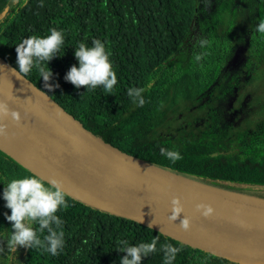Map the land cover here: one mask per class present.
<instances>
[{"label": "trees", "instance_id": "obj_1", "mask_svg": "<svg viewBox=\"0 0 264 264\" xmlns=\"http://www.w3.org/2000/svg\"><path fill=\"white\" fill-rule=\"evenodd\" d=\"M5 10L0 56L18 70L16 46L23 39L63 30L64 45L48 64L50 83L59 87L45 88L36 69L27 78L96 135L179 174L264 197V106L240 126L225 124L218 109L245 84L264 79V34L256 30L264 0H0V15ZM94 39L111 52L118 78L112 94L103 87L87 92L65 80L70 68L79 66L75 48L80 42L92 46ZM239 50L243 58L232 64ZM129 87L146 89L143 106L133 103ZM177 102L189 114L205 111L198 116L205 121L172 130ZM161 148L178 151L182 159L170 161ZM31 174L36 173L0 147V264H120L126 253L117 250L118 240L135 245L154 237L158 251L142 264H163L164 243L182 247L174 264H242L69 194L70 207L57 213L65 233L60 254L25 247L10 253L13 225L5 215L11 209L4 188Z\"/></svg>", "mask_w": 264, "mask_h": 264}, {"label": "water", "instance_id": "obj_2", "mask_svg": "<svg viewBox=\"0 0 264 264\" xmlns=\"http://www.w3.org/2000/svg\"><path fill=\"white\" fill-rule=\"evenodd\" d=\"M13 69L19 71L0 56V101L23 116L19 126L11 118L0 120L8 124L18 153L1 148L46 180H63L69 195L95 208L242 264H264V197L205 183L125 152ZM176 196L185 208L180 219L192 218L191 231L181 229L180 219L169 220ZM200 203L211 204L215 215L203 217L196 210Z\"/></svg>", "mask_w": 264, "mask_h": 264}, {"label": "clouds", "instance_id": "obj_3", "mask_svg": "<svg viewBox=\"0 0 264 264\" xmlns=\"http://www.w3.org/2000/svg\"><path fill=\"white\" fill-rule=\"evenodd\" d=\"M39 6L44 5L41 2ZM256 30L264 34V19L259 21ZM64 42L63 30L57 28L50 29L46 36L31 35L23 39L16 46L19 71L13 69V74L19 79H24L36 69L44 81L45 88L52 91L59 87V84L50 83L53 72L48 64L60 53ZM75 49L79 66L73 65L65 75V80L78 89L86 87L87 92L103 87L105 93L112 94L118 78L106 43L94 39L92 46L80 42ZM145 90V88L129 87L128 96L133 103L143 106L145 100L142 94ZM8 118H11L17 126L23 120L19 110L11 109L7 101H0V120ZM8 127L7 123H0V137H8ZM160 153L172 162L182 159L178 151L161 148ZM3 198L7 202L6 207L11 209V215L5 214L6 218L13 225L7 240L8 251L14 253L18 247H25L42 249L53 256L59 255L65 246V233L64 221L57 213L61 209L70 207L64 181L55 176L46 180L37 174L12 179L4 188ZM171 204L169 220L177 221L185 211L184 205L179 196L174 197ZM196 210L205 218L215 215V209L211 204L200 203L196 206ZM180 227L183 231H191L192 218L183 216L180 219ZM44 233L47 234L41 239ZM158 240L159 237H154L151 242H140L135 245H130L127 240H118L117 250L126 253L120 264H142L144 258L158 251ZM159 250L164 253L163 264H174L182 247L164 243Z\"/></svg>", "mask_w": 264, "mask_h": 264}, {"label": "rangeland", "instance_id": "obj_4", "mask_svg": "<svg viewBox=\"0 0 264 264\" xmlns=\"http://www.w3.org/2000/svg\"><path fill=\"white\" fill-rule=\"evenodd\" d=\"M242 58L243 57L241 55V51L239 50L235 55L232 64H238ZM241 92L244 94L240 95ZM175 106H177V108L179 109V113L172 116L170 119L171 125L173 126L172 130H174L175 127L184 128L191 121H195V124L199 125H201L205 121L198 118V116L205 115V111L202 114L201 112H194L189 114L184 111L186 105L177 102ZM263 106L264 79H261V81L256 84H245V86L241 87V89L236 90L226 100L219 104L218 109L221 110L219 115L221 116L225 124L240 126L248 122L249 120L256 119ZM165 128H167V126ZM165 128H163V130H160H162V132H166L167 130Z\"/></svg>", "mask_w": 264, "mask_h": 264}, {"label": "bare ground", "instance_id": "obj_5", "mask_svg": "<svg viewBox=\"0 0 264 264\" xmlns=\"http://www.w3.org/2000/svg\"><path fill=\"white\" fill-rule=\"evenodd\" d=\"M0 123H2V122L0 121ZM12 140H14V139H13V136H12L11 131H10L9 128H8V137H7V138H5V137H0V144H1L3 147H5V148H7V149H9V150H12V149H14V148H13V143H14V141H12ZM14 152H15L16 154L18 153L17 148L14 149Z\"/></svg>", "mask_w": 264, "mask_h": 264}]
</instances>
